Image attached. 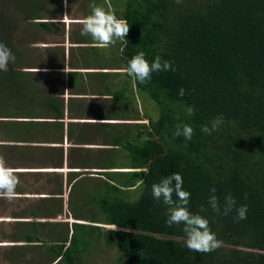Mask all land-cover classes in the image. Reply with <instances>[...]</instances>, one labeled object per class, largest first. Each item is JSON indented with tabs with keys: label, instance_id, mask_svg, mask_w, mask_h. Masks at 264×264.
I'll use <instances>...</instances> for the list:
<instances>
[{
	"label": "trees",
	"instance_id": "trees-1",
	"mask_svg": "<svg viewBox=\"0 0 264 264\" xmlns=\"http://www.w3.org/2000/svg\"><path fill=\"white\" fill-rule=\"evenodd\" d=\"M45 4L25 0L16 5L22 17L13 22L7 14L0 17V41L17 56L16 66L0 73V106L25 120L11 127V137L20 130L24 148L38 143L32 120L60 121L64 116V85L45 87L42 81L50 74L23 71L30 69L28 50L22 47L27 33L18 36L17 30L37 20L34 16ZM116 7L130 25L120 43L127 67L144 52L149 62L160 56L175 70L154 72L144 84L126 74L156 103L159 118L143 113L134 132L113 137L111 144L105 141L108 150H81L84 167L94 169L102 161V169L91 173L97 182L82 177L71 186L73 219L85 223L74 222L71 234L55 227L64 243L58 246L57 264H87L103 242L120 250L117 264H264V0H119ZM124 89L117 93L119 102L126 100L129 88ZM220 115L225 122L218 131H201ZM178 124L194 129L191 140L174 135ZM115 150L117 164L112 163ZM102 152L107 155L100 160ZM86 173L69 174L68 185ZM172 173L182 176L183 189L191 193L190 211L206 218L223 241L217 250L190 251L184 226L167 225V208L153 198L152 185ZM59 182L51 204L62 210L67 188ZM212 195L218 198L220 214L209 204ZM228 195L236 204L224 215ZM242 205L247 218L238 220L236 209Z\"/></svg>",
	"mask_w": 264,
	"mask_h": 264
},
{
	"label": "crops",
	"instance_id": "crops-1",
	"mask_svg": "<svg viewBox=\"0 0 264 264\" xmlns=\"http://www.w3.org/2000/svg\"><path fill=\"white\" fill-rule=\"evenodd\" d=\"M33 1L36 0H28V2ZM110 2L108 3L107 0H46L43 9L34 16L38 19L30 21L26 34L28 45H24V49L28 50L29 72L33 73L40 69V73L50 74L42 81L45 87L50 85L52 88L54 84L64 85L62 112L64 116L68 115L65 121V133L68 137L63 136V139H58L57 142H62L61 145H50L47 140H52L55 135H60L63 131L59 123L61 121H47L46 126L35 128L36 135H39L43 143L31 144L39 150L31 148L35 149V153L29 154L23 148L26 146L24 143L12 142L11 138L19 139L21 132L15 129L11 137V127L15 124H9L21 123L25 120L11 118V115H7L10 114L9 112L4 113L0 110V155L5 157L8 164L11 159L7 157L11 158V155L18 153L19 159L23 160L19 176L63 175L68 180L71 173L92 172L90 171L92 168L82 165L84 160L81 150L98 151L95 149L105 148L107 137L120 134L119 130L123 123L120 120L131 119L130 116L133 114L128 99H132V94L135 93V84L127 77V65L121 59L120 43L124 40H118L114 46L101 49L94 46L90 36L81 34V21L91 14L89 4L95 3L107 9L109 4L114 3L115 6L111 5V7L116 14L117 3L113 0ZM116 16L120 18L117 14ZM126 87L129 88L127 96L124 97L126 103L118 109L117 93ZM69 101H72L71 107L65 112L63 107ZM119 110L123 114L117 116ZM40 112L37 110V113ZM44 113L48 112L44 111ZM13 116L22 117L19 112ZM115 117L120 118L118 125L114 124L117 123L113 121ZM92 120L94 124L90 127H103L96 132V136H89L86 133L80 136V132L75 131L80 123L86 124L87 121ZM43 122L42 120L41 123ZM41 128L52 130V133L45 138L40 132ZM53 148H60L61 154L55 155L48 151H53ZM29 162H33L34 166L28 165ZM56 162L62 164L55 165ZM13 167L16 168V166ZM26 181L28 182L23 184V188L28 190L19 186L14 200L0 198V264H29L25 259L28 254L27 249L31 247L30 243L37 242L39 236L42 238L48 236L46 230H39V226L46 227L51 222H39L38 218L47 219V211L52 204L47 201L49 193L46 188L53 187L55 183L51 180L52 183L47 182L49 185L45 184L39 190L34 183H31L29 177ZM65 186L67 188V185ZM31 188H33L32 193L38 196L31 197ZM31 198H36L35 203H32ZM109 227L114 229V226ZM34 264H38L37 261Z\"/></svg>",
	"mask_w": 264,
	"mask_h": 264
},
{
	"label": "clouds",
	"instance_id": "clouds-1",
	"mask_svg": "<svg viewBox=\"0 0 264 264\" xmlns=\"http://www.w3.org/2000/svg\"><path fill=\"white\" fill-rule=\"evenodd\" d=\"M180 3L181 0H176ZM91 14L81 21L82 30L81 34L90 36L94 41V46L97 48H108L114 46L118 40H125L130 31V25L126 19H120L116 16L111 5L108 8L98 6L95 3L89 4ZM17 63V56L12 48L3 41H0V73L9 71L10 66L15 67ZM172 63L168 60H162L160 56H156L152 62L145 58L144 52H139L128 62L126 69L127 74L141 84L150 82L154 72L174 71ZM27 72L30 69H23ZM37 73L40 69L35 70ZM65 71L68 72L67 68ZM180 96L185 94V89L179 90ZM193 108L189 107L187 112L189 115L193 114ZM23 122V121H21ZM224 117L217 116L211 121V127L204 125L201 131L207 135L219 130L223 124ZM175 136H183L186 140H191L194 135V129L190 125H177ZM19 169L10 167L3 155H0V198L12 201L17 196L16 189L21 185L19 177ZM147 169L144 173L147 174ZM216 189L213 188L212 192L215 193ZM153 198L167 208L168 226L183 225V231L186 234V247L190 251L199 253H210L223 244L215 233H213L209 226V221L198 213L190 211L188 205L190 202L191 193L183 189V178L179 173H172L171 175L161 179L159 183L152 185ZM175 197V198H174ZM226 204L223 208V214L227 215L233 210L236 204L235 199L228 195L225 197ZM209 204L212 209L221 213V207L218 198L212 195L209 199ZM238 220L247 218V206L242 205L236 209ZM109 228V227H108Z\"/></svg>",
	"mask_w": 264,
	"mask_h": 264
},
{
	"label": "rangeland",
	"instance_id": "rangeland-1",
	"mask_svg": "<svg viewBox=\"0 0 264 264\" xmlns=\"http://www.w3.org/2000/svg\"><path fill=\"white\" fill-rule=\"evenodd\" d=\"M110 1L111 0H107L108 3H111ZM113 1H115L117 3L119 0H113ZM17 3L19 5V2L17 0H0V17L7 14V15H9L12 22L17 19L16 17H18V18L22 17V15H23L22 11H21L20 7L16 6ZM111 5L115 6L114 3H112ZM17 26H19V24L17 25V22H14L13 28H17ZM28 28H29V26L22 24L20 26V29L18 28V30H17L18 36H19V32L25 31L21 35V36H24L28 32ZM25 37H27V38L24 39V43L26 45H28V35H25ZM20 38H23V37H20ZM22 47H25V46H22ZM28 57L29 56H28V52H27L26 53V60L29 64ZM134 92L135 93L132 94L133 96L131 97L132 99H128L129 105H130V110H132L133 115L130 116L131 119H121L120 120L123 123L121 125L120 130H119L120 134L118 133V135H121V133L127 132V131L128 132H134L136 126H138L136 124L141 122V120H137V119H142L143 113L150 114L154 119L159 118V110L157 109L156 103L147 94H145L141 90H139L136 86H135ZM12 101L14 103L15 99ZM117 102H118L117 103L118 109H120L126 103V100H123L120 102L117 101ZM0 103L3 104L2 99H0ZM71 103H72V101H69L68 103H66V106L63 107V110L65 112L71 107ZM6 105L7 104H5V106ZM21 107H23L22 104H21ZM30 107H32V106L30 105ZM0 110H2L1 106H0ZM10 111H13V110L11 109ZM4 113H6V111H4ZM120 114H123V112H121V110L118 111L117 116H119ZM7 115H11L12 116L11 118H13V115H15V114L10 113ZM133 116L134 117L136 116V118L133 119L132 118ZM2 117H4V116H2ZM67 117H68V115H65L60 119L61 124H62V131H63L62 135L64 136V138L68 137V136H66V133H65V131H66V128H65L66 122L65 121H66ZM76 117H77V115H76ZM119 119H120L119 117L118 118L115 117V119H113V121L117 122V123H114V124L118 125ZM42 120L43 119L32 120V122L34 124L33 128H37V126L44 127V126H46L45 123H47V121L55 120V119L43 120L44 122L41 123ZM93 121L94 120L87 121L86 124L80 123L77 126L75 131L80 132V136H82L85 133L89 136H96L97 135L96 132L100 131V129L103 127L102 126L90 127V125L94 124ZM9 124H18L19 125V123H13V122L9 123ZM9 124H7V125H9ZM44 130H45V128H41L40 132H41L43 137L47 138L50 135V133H52V130H48V129H46L45 131ZM115 137H117V135H115ZM14 138H11L12 142L23 143L22 140L14 139ZM59 138L62 139L61 134L55 135L52 140H47V141L49 142L50 145H61L62 142H59V143L57 142ZM111 138L110 137L106 138L107 141L106 140L105 141L106 142L109 141L108 143L111 144V142H113V137H111ZM35 141H38V143H40V144L43 143L42 140L39 139L38 135H36ZM97 141H98V138H97ZM106 147L111 148V146H105V148L104 147H102V148L108 150ZM31 148H35V147H33L32 145L29 144V148L26 147L25 151L28 152L29 154H34L35 149H31ZM36 149L39 150V148H36ZM95 150H100V149H95ZM119 150H121V148H119ZM51 152L55 155H56V153L61 154V149L60 148H53V151L51 150ZM116 152H117V150L112 152V163L113 164H117L118 156H117ZM20 154L22 155L21 152H20ZM106 155H107V152L98 153V159L101 160ZM19 157L20 156H18V153H16V155H14V156L11 155V158L7 157L8 159H11V161H9V163H8V166H10V167L16 166V168L18 167L17 169L22 170L23 160L19 159ZM121 161L124 163L128 162V160H126V159H124V160L122 159ZM11 162H13L12 165H9ZM101 162L102 161H100L95 166L94 169H90V171H92V172H88V173H86V175H83V176L77 178L75 181L70 182L69 185H68L67 178L63 175H59V176L53 175L52 176V175H45V174H43V175L42 174L41 175H38V174L37 175L36 174L30 175V174H28V175L19 176L20 180H21V185H20L21 188H23L24 183L28 182V181H26V179H28V177L30 178L31 183H34V185L39 190H41L42 189L41 187L44 186L45 184L49 185V184H47V182L52 183L54 181L55 184L53 185V187L50 186L49 188H46L48 193H49V195H48L49 199L47 200L49 202H52L51 201L52 198L57 197L51 193L54 192L58 188L57 183H60L59 181H63L65 185H68L67 190L65 191V194H64L63 199H62L63 200L62 210H58V207L52 206V208L48 209V211H47V213H48L47 219L45 217L38 218L39 222H44V221L51 222L46 227H45V225L39 226V230L40 229L46 230L48 233V236L46 238H42L41 236H39L37 242L30 243L31 247H28L27 259H25L26 263L34 264V262L37 261L38 264H57L60 261V257L56 256V254L59 251L58 246H61L64 243L58 241L60 238L59 233H58L59 231L55 232V227H60L62 229H69L70 234H71L72 224L77 221V220L73 219V212L70 211V207H69V203H68L71 186L73 185L74 182H76L78 179H80L82 177L91 178L92 183L97 182V179H98L97 176L95 175L93 177V175H91V173L101 171V169H102L101 168L102 165H100ZM56 163H58V162H56ZM28 165L34 166V163L29 162ZM125 170H127V169H124V171ZM52 178H54V179H52ZM51 180H53V181H51ZM34 185L32 187H34ZM23 189L28 190L27 188H23ZM32 190H33V188H31V197H34V195L38 196V194L32 193L33 192ZM34 199L36 200V198H31L32 203H35ZM54 200H58V199H54ZM78 222L85 223L84 221H78ZM105 227H109V226H105ZM56 248H57V250L55 251ZM119 254H120V250L118 249V247L114 246V247L109 248L103 242L102 245L100 246V248L96 252L92 253L88 259H86V262H87V264H117Z\"/></svg>",
	"mask_w": 264,
	"mask_h": 264
},
{
	"label": "water",
	"instance_id": "water-1",
	"mask_svg": "<svg viewBox=\"0 0 264 264\" xmlns=\"http://www.w3.org/2000/svg\"><path fill=\"white\" fill-rule=\"evenodd\" d=\"M75 223H79V222H75ZM110 228V227H109Z\"/></svg>",
	"mask_w": 264,
	"mask_h": 264
}]
</instances>
